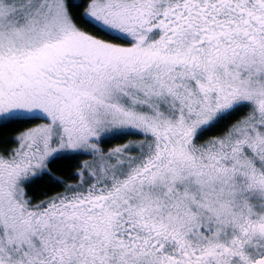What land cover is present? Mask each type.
<instances>
[{
	"label": "rangeland",
	"instance_id": "374dc122",
	"mask_svg": "<svg viewBox=\"0 0 264 264\" xmlns=\"http://www.w3.org/2000/svg\"><path fill=\"white\" fill-rule=\"evenodd\" d=\"M222 4L240 7L250 22L227 29L218 45L200 47L210 29L201 18L213 17ZM86 16L119 41L78 30L66 0H0V63L19 67L56 51L66 65L54 78L65 87L71 73L80 81L62 98L64 111L57 100L25 102L8 114L0 108V121L42 119L19 136L10 155H0V264H42L46 250L86 248L93 241L84 229L91 217L122 231L131 215L159 222L179 239L192 224L188 232L207 227L210 240L227 237L264 193V0H91ZM156 21L159 34L149 44ZM243 32L246 51L237 53L232 45ZM71 41H80L81 51L71 50ZM94 50L104 59L93 65ZM151 52H158L153 63L142 62ZM119 54L123 63L108 62ZM241 104L250 109L226 135L198 143L207 125ZM121 133L141 139L102 148ZM75 152L88 157L79 179L31 206L25 183L47 171L54 157ZM234 242L221 253L210 245L206 264H223L224 251L239 248ZM118 243L112 256L132 264L136 254ZM178 243L186 248L184 239Z\"/></svg>",
	"mask_w": 264,
	"mask_h": 264
},
{
	"label": "flooded vegetation",
	"instance_id": "af4514ba",
	"mask_svg": "<svg viewBox=\"0 0 264 264\" xmlns=\"http://www.w3.org/2000/svg\"><path fill=\"white\" fill-rule=\"evenodd\" d=\"M234 1L232 0V3ZM230 5L224 6L222 4L215 10L213 17L205 16L201 18L200 21L208 23L210 29L207 28L208 34H205L206 36L204 35L205 37L198 41L202 45L200 47L205 46L208 42L209 45H218L222 40L220 38L221 34L224 35L227 29L237 28L242 23L247 24L250 22L248 18H244L245 11L243 9L236 5ZM153 24L155 26L150 31L152 37L148 41L149 44L156 41L159 34L157 29L159 21L153 22ZM128 30L131 32L129 27ZM187 32L190 33V31ZM246 37V32L237 36L232 49L237 53L246 51L245 44H240V42H243L242 38ZM252 42L255 45L254 39ZM168 45L171 46L172 43L168 41ZM79 47L80 41H71V50L73 48L80 50ZM94 52L95 57H92V61L100 58L104 59L101 53L96 50ZM54 53V57L46 54L33 56V60H24L19 67L16 66L17 63L14 64V61L11 60L0 63V108H4L8 114L12 111L18 112L25 102H40L42 104L57 100L61 110L67 109L68 103L62 98L71 94L70 85L72 82L78 83L80 81L77 80L78 74L71 73V80L65 87L54 78V76L57 77L55 69H60L66 65L62 61L65 56L56 51ZM85 53L89 55L88 52ZM157 53L151 52L150 58L142 62L153 63L152 61L155 60ZM119 55L115 60L112 56V59L108 62L112 65L123 63L125 55ZM126 56L129 57V55ZM107 68L106 70H108ZM48 75L50 77H47ZM185 75L188 77L187 74H180V76ZM26 92H29L28 99H24L23 96ZM262 192L259 194L262 197H258V195L257 199L254 198L251 212L244 213L245 215L251 214V216L237 218L236 226H238L231 229L227 237L222 235L225 233L222 232V236H215L210 240L207 227H203L201 231L194 229L192 232H188L193 226L192 224L182 236L184 243H186V248L183 250L185 244L179 246L178 243L182 239L167 233L159 222L137 221L136 218L130 215L127 219L126 228L122 231L117 223H112L106 218L95 222L91 217L89 219L91 226H84V229L90 234L88 236L89 240L91 241L93 238V241L86 248H74L72 251L60 253L59 246H57L53 250V254H50L49 250L44 251L42 264H128V258L123 260L112 256L111 246L116 241H119L118 244L122 246L123 249L121 250L123 252L131 250L132 253L136 254L135 259H132V264H206L205 253L210 245H215L212 247L221 253V250H225L227 245H234V240H238L239 248L231 254L224 251L222 255L223 264H253L264 256V193ZM115 231H119V233L117 234ZM234 231H237V237H234ZM117 236L122 239H118ZM106 240L109 244L104 243ZM56 255L62 259H59ZM53 257L55 261H53Z\"/></svg>",
	"mask_w": 264,
	"mask_h": 264
},
{
	"label": "trees",
	"instance_id": "16d2710c",
	"mask_svg": "<svg viewBox=\"0 0 264 264\" xmlns=\"http://www.w3.org/2000/svg\"><path fill=\"white\" fill-rule=\"evenodd\" d=\"M90 1L91 0H66L68 14L73 25L78 30L81 29L86 31L93 36L101 38V40H116V36L102 29L86 16ZM120 42H124V40H120ZM71 57L74 58L72 55ZM91 62L93 63V61ZM249 109V105L241 104L223 114L199 133L197 137L198 143L202 144L213 138L225 135L234 124L247 115ZM41 120L42 119L39 117L14 116L0 121V155H10L18 145L19 136L37 125ZM138 139H141L139 134L121 133L103 141L101 146L104 150H108L113 149L117 145H122L129 140ZM86 158H88L86 155L77 152L61 154L54 157L47 171L25 183V196L28 203L31 206H36L46 199L60 196L64 191L69 190V183H74L79 179L78 171L82 169L83 162L86 161ZM232 221L231 219L228 224H230V222L232 224Z\"/></svg>",
	"mask_w": 264,
	"mask_h": 264
},
{
	"label": "water",
	"instance_id": "95a60500",
	"mask_svg": "<svg viewBox=\"0 0 264 264\" xmlns=\"http://www.w3.org/2000/svg\"><path fill=\"white\" fill-rule=\"evenodd\" d=\"M253 264H264V257L261 258L260 260L256 261L255 263Z\"/></svg>",
	"mask_w": 264,
	"mask_h": 264
}]
</instances>
